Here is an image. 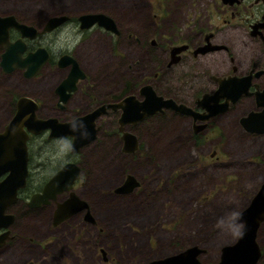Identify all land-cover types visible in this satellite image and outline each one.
<instances>
[{
  "label": "rangeland",
  "instance_id": "1",
  "mask_svg": "<svg viewBox=\"0 0 264 264\" xmlns=\"http://www.w3.org/2000/svg\"><path fill=\"white\" fill-rule=\"evenodd\" d=\"M60 10L70 16L80 11H103L115 18L121 35L113 36L119 39H108L102 32L95 31L81 49L88 57L90 64L86 65L94 79L101 69L111 74L118 85H122L120 79L128 75L137 78L138 65L148 70L145 79H154L150 68L155 55L159 61L166 62L162 51L148 43L143 48V43L135 41L146 32H156L158 17L172 20V26L168 20L159 23L169 27L168 31L183 33L186 28L182 0H163L159 4L156 0H0V15L14 13L27 20H42ZM38 13L40 17L36 16ZM75 30L74 24L66 25L63 31L67 40ZM241 37L248 39L244 32ZM73 43L75 39L58 45L63 49ZM250 51L243 46L242 63L251 56ZM119 53L124 57L118 56ZM162 71L160 75L164 74L165 82L155 79L159 92L171 88L182 100L191 102L206 88L203 82L183 87L187 77L191 80L188 65L164 67ZM250 104L246 100L234 112L216 120L215 127L200 137L197 147L189 136V119L171 114L153 115L134 129L141 141L140 150L130 156L120 151L118 137L110 136L113 126L105 123L100 138L77 157L83 180L74 189L79 198L89 203L96 224L93 226L90 221L75 217L57 231L65 240L60 245L64 250L59 263L146 264L197 244L204 250L198 256L200 261L216 264L221 247L234 243L239 236L237 233L241 232L242 223L231 224L232 218L248 205L264 179V138L251 139L237 124L238 116L249 109ZM68 147V142L64 141L51 145V154H45L48 169L43 175L51 173L48 172L50 166L55 167L65 159ZM33 170L30 183L35 185L42 170ZM131 174L140 181L139 186L132 193L116 194L115 188ZM22 209L20 201L12 209L11 213L19 217L12 229L17 238L29 241L30 237L33 243L38 242L48 231V222L41 216L29 222L26 219L29 216L24 217ZM256 240L263 254L257 264H264V221ZM16 241L25 243L21 239ZM75 243L77 245L73 246ZM89 246L92 248H87ZM101 248L107 260H103ZM78 251L83 257L76 255ZM13 252H9L7 260L0 259V264H28L32 260L29 254L17 258Z\"/></svg>",
  "mask_w": 264,
  "mask_h": 264
},
{
  "label": "flooded vegetation",
  "instance_id": "2",
  "mask_svg": "<svg viewBox=\"0 0 264 264\" xmlns=\"http://www.w3.org/2000/svg\"><path fill=\"white\" fill-rule=\"evenodd\" d=\"M5 1V0H1ZM11 1V0H6ZM157 4L163 3V0H156ZM183 6L186 9V28L183 33L180 30L168 31L164 25L168 20L169 25L172 26V20L165 16L158 17L155 27V33L146 32L145 35L137 36L135 41L137 43H143V48H146V44L157 48L160 52L164 53L166 62L164 60L159 61L156 55L154 56V65L152 74L154 79H145V76L149 73L143 66L137 67L139 75L137 78L128 75L125 79H120L118 85L115 82L114 77L111 74L105 72V70H98L97 76L94 79L91 72L88 71L86 63L88 57L84 56L81 47L89 42V35L95 31L102 32L108 39H119L115 36L121 35V28L117 24L115 18L103 11H80L76 16H70V14L57 11L53 14L46 15L41 19L21 18L15 16L16 20L26 24L27 26L34 27L33 36H23L19 30L15 28L9 29L7 43H0V62L2 56L9 48V43H15L21 41L23 44L22 51L19 48H14V53L11 56L18 59H28L29 62L12 63V69L5 71L0 64V133H2L9 125L10 120L19 112L23 111L21 122L22 134H27L26 146H27V169L28 173L25 177V185L16 190L17 199L13 204L9 205L5 209V213L13 215L14 219L12 223L6 228L0 229V234L8 232L7 238L4 240V244L0 245V259L7 260L9 258V252L17 254V258L23 255L29 254L32 260L28 264H58L62 258L63 250L61 243L63 242L62 236L57 234V231L64 227L65 224L70 223L75 217L81 218L83 221L88 220L95 226L96 221L91 213V208L88 206L83 210L73 213L72 216L63 219L61 223L54 224V212L58 207L57 203H60L68 198L69 192H63L52 199L47 204H41L38 207H30L27 205L29 198L37 193H40L45 184L49 181L50 177L65 163H75L79 167L77 162L78 156L83 152V149L91 145L100 138L101 132L104 133V124L110 123L114 131L110 133L112 137H118L120 142L119 147L122 153L126 155H136L140 150V142L134 129L141 125L142 122L149 120L153 115L164 116L165 114H171L173 116H182L190 121L189 136L193 141L194 147H197V142L206 133L210 132V129L216 125V120L222 117L224 114L234 112V110L240 106L244 101L249 100L251 107L239 115L237 118V124L240 130L249 136L251 139L264 138V132H255L246 128L241 119L248 114V112H257L264 109L263 105L256 104V99L264 101V0H182ZM163 4L161 5V8ZM142 9V8H141ZM140 9V11H141ZM91 13H105L114 19L117 24V33H112L102 26L93 24L88 29L81 28L79 24V16L81 14ZM150 12V11H149ZM67 15L68 19L64 24L57 25L54 29L48 30L46 25L48 20L53 16ZM89 14V13H88ZM40 17V13L36 15ZM138 13L135 14V17ZM74 24L76 30L71 37H65L63 29L67 24ZM165 28V29H164ZM149 24L147 23V30ZM241 32L248 35L241 37ZM113 34L115 36H113ZM75 39V43L72 46H66L61 49L58 45L59 42L71 43ZM243 46H247L251 51V56L247 57L244 63H242L241 49ZM40 51V52H39ZM19 52V53H17ZM42 53V54H41ZM155 53V52H154ZM87 54V53H86ZM70 55L79 65L84 78H78L75 82L70 83L68 79L69 71L72 67L71 63L62 66L59 62L63 56ZM120 57H124L122 53L117 54ZM116 56V54H115ZM143 55L142 58H144ZM145 59V58H144ZM146 61V60H145ZM96 62V61H94ZM92 61V63H94ZM96 66L97 64L94 63ZM191 69V80L187 77L186 82L183 83V87L190 84L195 85L198 82L206 84V88L201 89L202 93L197 97L194 96L191 102H186L179 97L178 92H173L169 88L166 92H159V83L164 81V74L160 75L165 67L166 69L174 68V66H185ZM202 65V66H201ZM29 68L30 73H29ZM131 68V65H129ZM197 68V69H192ZM202 68H205L202 70ZM161 71V72H160ZM32 75H28V74ZM145 74V75H144ZM249 76L250 84L245 92H242L234 101L228 97L222 98L219 103L227 99L223 113H218L217 116H212L209 119L201 120L195 118L192 115L180 114L176 110L174 111L170 107H163L162 111L152 113V115H144L138 122H130L129 124H120V115L122 109L120 105L124 103L125 98L128 96L135 97L136 100H142L143 95L140 94V88L143 85L152 86L154 91L159 96H164L166 99H171L176 103H183L186 106H190L196 112H203V109L198 106L196 101L203 94H212L218 88V79L228 78H242ZM158 81H156V80ZM127 82L129 87L125 95L121 96V92L127 88ZM239 85L234 88V92L238 89ZM233 92V93H234ZM104 107L103 112L95 118L96 136L93 141L83 145L77 152L71 151L72 138L68 136L50 137L51 128L46 126L41 128L36 126L34 128L31 123L28 125L26 121L28 116H35L38 120L52 119L61 124L70 123L75 118L81 117V115L91 113L93 110ZM20 108V109H19ZM208 113V111H207ZM35 126V125H34ZM201 127V128H200ZM39 131L33 133L32 131ZM124 133H131L137 141V149L134 151H125V148H129V144L123 139ZM59 141L68 142L69 147L65 154L63 161L57 162L55 167H49L51 172L47 175H43L48 169L47 160L45 154H51V145L58 143ZM125 147V148H124ZM47 158V159H46ZM42 170L39 182L35 185L31 184L32 175L35 172ZM82 169L80 167V177L75 180L72 185L74 191L78 183L82 182ZM8 175V172H4L0 176V183ZM132 175V174H131ZM127 176V175H126ZM125 176V179L127 178ZM135 177L134 175H132ZM124 179V180H125ZM136 179V177H135ZM31 180V181H30ZM122 181V183L124 182ZM138 186L140 181L136 179ZM133 191V190H132ZM76 192V191H75ZM116 193V192H115ZM132 193V192H131ZM77 194V193H76ZM128 194V193H116ZM23 205L22 215L31 222L32 219L41 216L44 221L48 222V231L43 237H40L38 242L32 238H28L26 241L23 237L17 238V234L14 233L12 227L18 220L17 213H11L12 209L17 203ZM47 211V213H43ZM88 212L89 216H87ZM31 217V218H30ZM92 232V231H91ZM17 239L24 240L25 243L17 244ZM65 241V240H64ZM77 245L75 243L73 246ZM25 246V247H24ZM93 248L95 245H91ZM14 247V250H13ZM92 247H87L91 249ZM24 248V249H23ZM101 254L103 260L106 259L104 249L101 248ZM203 253V252H202ZM76 255L83 257V253L78 251ZM263 255V254H262ZM107 260V259H106ZM61 264V263H59Z\"/></svg>",
  "mask_w": 264,
  "mask_h": 264
},
{
  "label": "water",
  "instance_id": "3",
  "mask_svg": "<svg viewBox=\"0 0 264 264\" xmlns=\"http://www.w3.org/2000/svg\"><path fill=\"white\" fill-rule=\"evenodd\" d=\"M89 13V14H88ZM81 14L79 16V24L81 28L88 29L93 24L102 26L104 29L117 33V24L114 19L105 13H91ZM67 15L53 16L47 22V29H54L55 26L64 24L67 21ZM15 28L19 30L23 36H33L34 27L27 26L16 20V17L12 14L6 16L0 15V43H7L9 29ZM21 47L23 44L21 41L15 43H9V48L2 56L0 64L5 71L12 69V63L29 62L28 59H18L11 56L14 53V48ZM40 52V51H39ZM19 53V52H17ZM42 54V53H41ZM62 66L68 63L72 64L70 71L68 72V79L70 83L75 82L79 77L84 78V74L80 69L78 63L70 56H63L59 60ZM21 64V63H20ZM29 68V73H30ZM28 74V73H27ZM32 75V74H28ZM250 77L245 76L240 78H228L218 79V88L212 94H203L198 98L196 103L203 109V112H196L190 106H186L183 103L173 102L171 99H166L164 96H159L152 86L143 85L140 88V94L143 95L142 100H136L133 96L125 98L124 103L120 105L122 112L120 115V124L125 125L130 122H138L144 115H152L157 111H162L163 107H170L174 111L176 110L180 114L192 115L195 120H206L212 116H217L218 113H223L227 99L221 104L219 101L222 98H230L232 101L236 99L242 92L247 90ZM238 89L234 92V88ZM129 83L127 82V88L121 92V96L125 95ZM234 92V93H233ZM264 94V92H263ZM257 106L263 105L264 101L255 100ZM20 109V108H19ZM104 110V107L93 110L91 113L81 115V117L75 118L70 123L61 124L52 119L38 120L35 116H28L26 124L31 123L33 126L50 127V137L68 136L72 138L71 151L77 152L83 145L93 141L96 136L95 118L98 117ZM19 112L10 120L6 129L0 133V176L4 172H8V175L1 180L0 183V229L9 226L14 217L13 215L5 213V209L14 203L17 199L16 190L23 187L26 183L25 177L28 173L27 169V134H22V114ZM208 111V113H207ZM241 123L251 131L257 133L264 132V109L261 111H250L241 120ZM35 125V126H34ZM201 128V127H200ZM34 134L39 131H32ZM123 139L129 148H125V151H134L137 149V141H135L134 135L131 133H124ZM80 177V167L75 163H65L60 167L56 173L50 177L49 181L45 184L40 193L32 195L27 201V205L30 207H38L41 204H47L50 200L56 199L58 195L63 192H69L68 198L58 204L57 209L54 212V224L61 223L63 219L72 216L73 213L83 211L88 203L83 201L72 190V185ZM127 178L123 183L119 184L115 188L116 193H131L138 186V182L132 175H127ZM89 216L88 212H86ZM264 221V179L261 181V185L258 190L253 194L248 205L237 213L231 221V224L242 223V228L237 240L228 245H224L220 249V259L216 264H257L258 260L262 257V252L259 243L257 242V235L259 228ZM8 232L0 234V245L4 244V240L7 238ZM204 252L200 245L193 244L186 247L177 253H172L170 256H164L163 258L154 259L146 264H212L202 263L199 259V255Z\"/></svg>",
  "mask_w": 264,
  "mask_h": 264
},
{
  "label": "clouds",
  "instance_id": "4",
  "mask_svg": "<svg viewBox=\"0 0 264 264\" xmlns=\"http://www.w3.org/2000/svg\"><path fill=\"white\" fill-rule=\"evenodd\" d=\"M241 227H242V225H241ZM238 235H239V233H237Z\"/></svg>",
  "mask_w": 264,
  "mask_h": 264
}]
</instances>
